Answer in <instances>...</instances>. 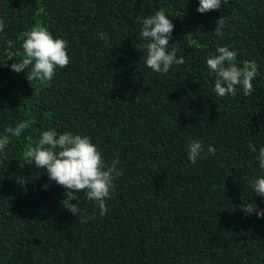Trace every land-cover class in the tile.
<instances>
[{
    "label": "trees",
    "instance_id": "obj_1",
    "mask_svg": "<svg viewBox=\"0 0 264 264\" xmlns=\"http://www.w3.org/2000/svg\"><path fill=\"white\" fill-rule=\"evenodd\" d=\"M198 7L199 0H0V135L32 125L0 154V264H264V218L241 207L264 210L251 183L264 176V0H222L205 14ZM161 8L175 25L169 52L186 60L167 74L146 66L141 39L142 19ZM222 16L220 38L213 32ZM36 24L68 41L71 62L52 81L31 84L11 65ZM218 46L237 51L240 66L256 62L250 96L214 93L206 59ZM50 129L90 136L109 164L119 158L106 215L84 192L76 193L80 215L66 211V189L26 157L27 138ZM193 139L204 145L196 164L188 160Z\"/></svg>",
    "mask_w": 264,
    "mask_h": 264
},
{
    "label": "clouds",
    "instance_id": "obj_2",
    "mask_svg": "<svg viewBox=\"0 0 264 264\" xmlns=\"http://www.w3.org/2000/svg\"><path fill=\"white\" fill-rule=\"evenodd\" d=\"M229 0H223L227 5ZM222 0H199L197 12L205 14L213 10H220ZM227 16H222L216 22L214 34L223 38ZM141 39L146 41L147 49L146 66L152 71L167 74L173 65H184V56L177 58L173 48L169 52V42L175 25L161 8L154 14L142 19ZM5 30V21L0 18V33ZM25 39L21 47L22 59L11 65V71L16 73L27 72L26 79L32 84L33 81H52L57 68H65L71 62L68 53V41L54 37L46 26L36 24L24 33ZM99 38L106 40L105 33H100ZM8 42V47H12ZM15 55H20L19 52ZM237 51L230 50L228 46H218L215 53H210L206 59L209 70L215 74L213 91L219 98L229 95L235 97L238 89H242L245 96H250L254 91L253 80L259 75L258 66L255 61L245 62L243 66L237 64ZM8 60H12L9 56ZM31 121L19 122L15 127H7L0 135V154L11 143L13 137H20L31 128ZM29 143L25 149L26 157L34 162L36 169H46L50 181L66 189L62 207L73 216L78 217L81 213L79 197L76 193L84 192L89 201H94L100 214L106 215L108 208L106 199L112 198V192L116 185L115 181L122 175L119 171V158L107 163L98 145L92 142L87 135H78L71 132L59 134L55 129L43 131L38 140L27 138ZM188 160L192 164L204 152V145L199 139H193L188 144ZM215 148L209 146L207 152L215 155ZM260 169L264 170V148L259 150L257 156ZM22 183H26L22 178ZM256 196L264 197V176L254 179L252 182ZM49 185H44L47 189ZM76 201L77 203H73ZM248 214H256L258 218H264V210L252 202L241 206Z\"/></svg>",
    "mask_w": 264,
    "mask_h": 264
}]
</instances>
